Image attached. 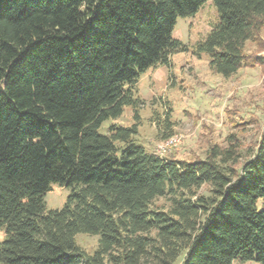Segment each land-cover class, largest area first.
I'll return each instance as SVG.
<instances>
[{"label": "trees", "instance_id": "16d2710c", "mask_svg": "<svg viewBox=\"0 0 264 264\" xmlns=\"http://www.w3.org/2000/svg\"><path fill=\"white\" fill-rule=\"evenodd\" d=\"M208 1L218 24L193 53L224 79L260 67L245 45L264 40V0H0V264H264V133L245 156L230 133L186 161L146 150L137 124L100 132Z\"/></svg>", "mask_w": 264, "mask_h": 264}, {"label": "rangeland", "instance_id": "374dc122", "mask_svg": "<svg viewBox=\"0 0 264 264\" xmlns=\"http://www.w3.org/2000/svg\"><path fill=\"white\" fill-rule=\"evenodd\" d=\"M217 24L218 15L211 1L194 16L178 18L171 38L187 50L173 53L170 67L156 66L141 75L136 85L142 100L139 108L126 107L120 118L105 121L100 132L106 133L112 124L123 127L137 124L138 134L134 137L137 143L161 157L178 160L203 159L211 142L224 145L230 133L239 137L243 156L255 152L264 133V40L259 45H245L247 54H256L262 63L260 67L242 68L224 79L209 69L206 55L193 53L194 46ZM170 137L180 141L175 148L159 152ZM246 158L241 159V164ZM69 194V188L51 185L44 197L46 209L60 210ZM165 205L163 200L156 202V207ZM4 237L0 231V243ZM97 240V236H75L77 246L88 254L96 249Z\"/></svg>", "mask_w": 264, "mask_h": 264}, {"label": "built area", "instance_id": "2783aa9c", "mask_svg": "<svg viewBox=\"0 0 264 264\" xmlns=\"http://www.w3.org/2000/svg\"><path fill=\"white\" fill-rule=\"evenodd\" d=\"M180 141L179 139L177 138H174V137H170L168 139H166L163 144L159 147V152H164L165 150L167 149H171V148H175L176 145H177V142Z\"/></svg>", "mask_w": 264, "mask_h": 264}]
</instances>
